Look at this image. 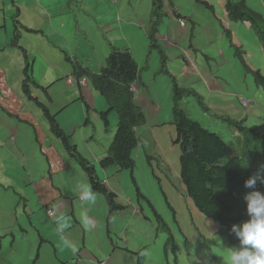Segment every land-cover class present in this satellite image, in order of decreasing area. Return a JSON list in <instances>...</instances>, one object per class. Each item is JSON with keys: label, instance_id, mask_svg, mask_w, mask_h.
I'll use <instances>...</instances> for the list:
<instances>
[{"label": "rangeland", "instance_id": "1", "mask_svg": "<svg viewBox=\"0 0 264 264\" xmlns=\"http://www.w3.org/2000/svg\"><path fill=\"white\" fill-rule=\"evenodd\" d=\"M42 1L51 9L65 4L66 8L61 12L63 16L71 17L61 21L71 26L73 23V29L63 30L59 22V34L70 44L66 47L69 57L76 55L81 58L92 71L103 67L107 56L104 48L95 45V42H130L131 52L140 68L141 83L135 84L144 99H150L156 109L147 106L144 100L136 99L135 95L146 122L136 129L139 144L133 152L134 168L120 169L111 165L105 169L100 162L116 132L114 115H110L112 126L108 129L95 112H90L89 123H86L85 105L81 101L68 103L71 94H78L79 89L77 79L72 76L70 78L75 81L72 87L63 84L65 79L56 81L57 84L52 87V104L48 103V97L40 94L41 102L56 117L70 143L77 146L78 152L87 161L93 159L90 163L99 179L104 180L118 199L127 205L126 210L113 213L107 210L105 198L93 190L95 203L81 199L86 186L90 185L86 173L50 132L42 110L33 102L22 104L25 105L23 113L29 115L28 121L34 126L7 118L6 121L18 128L14 143L7 129L0 141L7 143L6 147L12 146L8 149L0 143V236L3 238L0 264H62L61 261L67 264H225L229 248L239 245L237 237L232 233H218L221 227L195 208L186 197L181 182L180 150L174 144L176 135L172 115V76L180 82V75L171 63L167 70L173 75L158 72L160 54L157 48H150L147 31L141 26V23L148 24L154 8L153 0H79L82 2L79 5H74L73 0ZM172 1L183 10L188 6V0ZM245 1L264 17V0ZM193 6L201 21L196 39L202 43L199 48L204 47L206 36L210 34L214 42L225 43V50H228L220 72L214 75V78L223 80L214 84L230 94L211 93L201 80L190 87L202 95L211 114L236 120L246 118L247 127L264 133V90L255 84L252 74H245L244 67L235 56V46L223 36L226 28L222 26L225 23L219 20L210 22L212 13L208 9L200 4L194 3ZM31 10L36 16L41 15L35 5ZM76 21H79L78 29ZM96 22L105 28L107 24L114 23L111 26L114 29L111 33L98 30ZM230 28L245 41L241 22L232 21ZM249 34L253 39L249 40L247 33V42H253V50L250 51L255 56L253 59L248 56V61L258 65L264 75V54L256 53L259 41L253 33ZM55 37L56 34L53 40L57 41ZM196 56L202 60V75L209 78L210 65L205 54L202 51ZM147 58L149 69H143L146 68ZM16 78L11 81L10 95L1 88L0 92L10 107L18 108L13 96V93L18 94ZM234 81L241 85L230 84ZM240 93L248 99L253 97L255 104L243 110L238 101L239 96H243ZM188 99L185 100L188 105L184 108L185 113L238 150L234 128L228 129L227 123L209 115L213 121L208 119L199 106L190 104L192 96L189 95ZM51 153L58 156L59 163L52 159ZM60 196H63L62 200L59 198L61 202L67 203L66 210L58 212L54 207L49 208L51 201ZM238 204L233 216L245 218L233 224L248 219L246 203ZM49 211L54 212L53 218L48 215ZM154 212L163 222L158 221ZM92 219L99 220V227L91 225Z\"/></svg>", "mask_w": 264, "mask_h": 264}, {"label": "trees", "instance_id": "2", "mask_svg": "<svg viewBox=\"0 0 264 264\" xmlns=\"http://www.w3.org/2000/svg\"><path fill=\"white\" fill-rule=\"evenodd\" d=\"M195 1L204 4L202 0ZM225 3V11L229 20L249 23L264 52V17L251 9L245 1L225 0ZM153 7L152 27L147 36L150 40V48L158 49L155 34H157L158 23L164 16L163 0H153ZM158 52L163 54L161 49ZM235 56L239 61L244 62L239 49L235 50ZM161 59L164 64L163 56ZM71 65L72 77H75L77 81L85 78L89 87L98 93L107 104L106 110L102 112L85 105L86 123H89L90 112H97L100 115L106 129L109 128L108 116L114 115L116 119V132L106 152V157L100 162L101 167L116 165L120 169L132 170L134 168L133 152L139 144L136 129L146 122L145 115L132 91V86L140 80L138 62L128 48L113 47L106 56L104 66L96 72L92 71L89 66L73 63ZM162 68L166 73L163 66ZM245 69L252 74L255 84L264 90V75L259 70H251L246 65ZM24 74L23 90L30 99H33L29 93L32 81L30 67L25 68ZM172 80V115L176 135L174 144L180 150L181 182L185 195L200 213L224 228L219 232L220 234L232 233L231 225L245 218L233 216L236 211L235 205L239 202L245 204V195L253 191L244 186V181L257 173L264 174V133L247 127L246 118L236 120L228 116L220 117L211 114L199 95L190 89L180 88L176 80L174 78ZM189 95L197 99L204 113L227 123L228 129L234 128V135L238 137L236 138L238 150L187 116L179 102L184 96ZM35 101L47 118L50 132L62 142L66 152L85 171L91 189L105 198L109 212L126 210L127 206L121 204L117 195L99 180L93 165L78 152L77 146L70 143L69 136L59 127L56 117L51 114L49 108ZM256 190L264 193V186L257 183ZM154 213L158 221L163 222L161 217L156 212ZM2 239L0 236V250ZM171 240L170 235L169 241Z\"/></svg>", "mask_w": 264, "mask_h": 264}, {"label": "crops", "instance_id": "3", "mask_svg": "<svg viewBox=\"0 0 264 264\" xmlns=\"http://www.w3.org/2000/svg\"><path fill=\"white\" fill-rule=\"evenodd\" d=\"M71 1L72 0H70V2ZM72 2L74 5H79V3H82L79 0H73ZM193 2L195 3V5L200 4L195 0H188V2L186 3L188 6H186V9L183 10L180 9V7L175 1L163 0L164 16L161 17L160 23H158L159 26L156 29L157 34H155L158 51L159 49L163 51L162 55L158 52L160 54L159 61L161 65L158 72L164 73L162 68L163 66L164 69L167 71L164 74L171 76L172 74L171 71L167 70L168 64L171 63L172 68L176 72H179L180 82L177 81L176 82L180 88L190 89L202 98V95H200L198 92L192 89V87H190L195 82L201 80V82H204V85L209 91H211V93L228 95L230 94L229 91L224 92L220 86L217 87L214 84V82L223 80L220 78L216 79L217 77L214 78V75L220 72L221 66L225 63L224 60L226 59V54H228V50H225V43L214 42L213 41L214 38L210 34L206 36L207 39L204 42L203 45L204 47L199 48V46H202V43L197 42L196 39L198 38L197 29L200 27L201 21L198 20L196 12L194 11ZM202 2H204V4H200V5H203L205 9H208L212 13L210 16V22L219 20L222 23H225V25L223 24L222 26V28H226L223 30V36L226 37L231 42L232 46H235L236 50L239 49V54L243 58L242 60H244L243 63L241 61L239 62L242 64L244 69L246 65L251 70L260 71L261 69H258L259 68L258 65L248 61L249 58L248 56H250L252 59L255 56L254 53L250 51V49L253 50V45H252L253 42H247L248 37L249 40L253 39L251 38V34H249V33H253L250 24L247 22H241L244 29V30L241 29V33L245 40L243 41L238 37L237 34L233 33L232 29L230 28V23L232 21L229 20L228 15L225 11V4H226L225 0H202ZM34 5L39 9L41 15L36 16L34 12L31 10V7ZM54 8L51 9L49 6H47L46 3H43L42 0H0V88L2 91L10 95L9 92L11 87V81L12 79H15L17 76L16 83L18 86V94L13 93V96L15 98V101H17L19 107L22 104L33 102L35 106L39 110H41L40 107H38L37 104L33 101V99H37L40 103H42L40 99V94H43L46 98L48 97L49 100L48 103L52 104V89H53L52 87L57 84L56 81L65 79L63 84H65L66 87H72L75 85V81L70 78L73 73L71 63H73L74 65L79 64V65L87 66L81 61V58L76 57V55L69 57V51H68L69 49H66V47L70 46V44L66 42L65 38H63L59 34L58 31L59 25H57L59 24V22L62 23L60 24V28L63 30L66 29L67 31H71V29H73V23L71 26V24L67 25L61 21L66 17L68 18L71 17V15L63 16V13L61 12L62 9L66 8L65 4L63 6L56 5ZM8 10H10L9 16H7ZM177 18L186 21V25L184 28H182L179 25ZM151 20L152 18L150 15L148 24L141 23V26L145 28V31H147L146 35L148 34V32L152 27ZM113 24H107L105 28V27H100L99 23L96 22L97 27L96 25L95 27L98 30L99 29L108 30V32L111 33L114 29V28L112 29L111 27ZM76 25L78 29L79 21H76ZM247 33H248V37L246 35ZM54 34H56L55 39L57 41L53 40ZM109 36H111V34H109ZM223 36L221 38H223ZM93 43L91 45L94 44L101 45L100 47L104 48L103 49L104 54L106 55L110 53V50L113 47L115 48L126 47L131 52L130 42L127 43L124 40L122 42H118V41L111 42V40H109V42H104V43L103 42H95L94 44ZM258 43L259 46L256 43V47H259V49L257 52V48H256V53L261 55L262 52L264 54L260 42ZM126 44H128V46H126ZM70 50L72 52V47L70 48ZM202 51L205 54V57L210 65L208 72L209 78H205L202 75L200 70L202 60L196 56L197 54H201ZM76 54H78V52ZM161 56H163V58L165 59L164 64L162 63ZM149 58H147V61L145 62L146 68L143 69H149ZM27 67H30V75L32 81L29 86V93L33 99H30L23 90V82L25 78L24 70ZM19 70H21V72H18ZM37 73H38V78H37ZM245 74H248L246 69H245ZM173 76L172 79L173 78L175 79V77ZM69 80L71 81L69 82ZM48 81H51L50 82L51 85L46 83ZM224 84L227 85L228 83L224 82ZM230 84L236 87H238L239 84L241 85V83L238 84L235 81L232 83L230 82ZM135 87H136V99L140 100L141 102L142 100H144L147 106L151 105L154 109H156L154 103L151 102L150 99L145 100L144 96L140 93L137 86ZM78 88H79L78 94L77 92L75 93V95H73L72 93L71 97H69L68 103L81 101L83 105H87L98 112L100 111L102 112L106 110L107 104L105 103L103 98L100 97L98 93H96L94 90L92 91V88H89L87 86L85 87L78 86ZM6 89L8 91H6ZM237 92H239V89ZM188 97L189 96H184L182 100L179 102V105L182 110H184L185 106H188L185 103L186 102L185 100H187ZM251 98L252 99H248L244 97V95L239 96L238 101L243 110L255 104L254 102L255 99L253 97ZM243 101H247L249 105L248 106L244 105ZM187 102H189V99ZM190 104L196 107L199 106L197 99L194 96H192V100H190ZM230 105H233V103L230 102ZM22 106L23 107L20 108L18 107L19 109L17 108V106L10 107L8 105V100H6L4 98V94L0 92V141L2 140L1 136H3L6 129L7 132H9V135L11 134L10 136L11 142L14 143L16 139L15 132L18 126L17 125L14 126L11 122L6 121L7 118H9V120H16L17 122L18 121L25 122V124L34 126L33 122L31 123L30 121H28L30 119L29 115L27 113H23L25 109V105ZM94 106H96V109ZM204 115L207 114L204 113ZM109 119H110V115L108 116V121H109V126L111 128L112 125L110 124ZM208 119H211V117H209ZM211 120L213 121V119ZM38 139H41L39 135H38ZM0 143L2 144V147L7 146V143L4 142H0ZM6 148L11 149L12 146H8ZM13 150L17 152V149H13ZM103 155L105 158L106 153ZM50 156L53 157L52 159L58 162L59 160L58 156H56L53 153H51ZM92 161L93 159H91L90 162ZM107 168L108 167H106L105 169ZM100 181L105 184L104 180H100ZM62 197L63 196L54 198L51 201V204H49L50 206L49 208L54 207L58 212L66 210L67 203L61 202ZM59 198H61V200ZM120 202L121 204L126 205L124 202L122 201ZM107 210H108V206H107ZM91 225L99 227V220L92 219ZM100 249H101V244H100ZM61 262L67 264V262L65 261H61Z\"/></svg>", "mask_w": 264, "mask_h": 264}, {"label": "clouds", "instance_id": "4", "mask_svg": "<svg viewBox=\"0 0 264 264\" xmlns=\"http://www.w3.org/2000/svg\"><path fill=\"white\" fill-rule=\"evenodd\" d=\"M177 19L179 25L184 28L186 25V21L179 18ZM70 81L71 80H69V82ZM77 84L80 87H89L88 82L85 78H82L77 81ZM135 86L136 84L132 86V91L134 95H136ZM35 100L37 99H33V101L36 103ZM243 103L246 106L249 105L247 101H243ZM233 136L235 135L233 134ZM257 183L264 186V174L257 173L253 176H250L244 181V186L246 188L253 189V191L249 192L244 197V200L246 202V213L248 219L239 224H233L231 226V231L237 237L239 245L236 247L229 248L225 264H264V193L259 190H256ZM105 186L107 187L106 184ZM81 199L84 201H90L92 203H95L96 194L92 191L90 185L86 186V190L81 195ZM48 215L53 218L54 212L49 211ZM220 227V231L222 229L224 230L222 226ZM220 231H218V233Z\"/></svg>", "mask_w": 264, "mask_h": 264}, {"label": "built area", "instance_id": "5", "mask_svg": "<svg viewBox=\"0 0 264 264\" xmlns=\"http://www.w3.org/2000/svg\"><path fill=\"white\" fill-rule=\"evenodd\" d=\"M50 215H52V214H50Z\"/></svg>", "mask_w": 264, "mask_h": 264}]
</instances>
